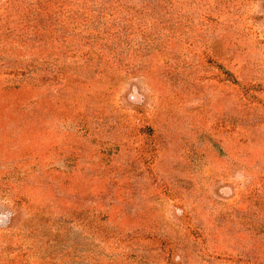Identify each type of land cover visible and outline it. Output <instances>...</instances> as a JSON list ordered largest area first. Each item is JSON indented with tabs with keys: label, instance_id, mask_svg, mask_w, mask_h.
I'll use <instances>...</instances> for the list:
<instances>
[{
	"label": "rangeland",
	"instance_id": "obj_1",
	"mask_svg": "<svg viewBox=\"0 0 264 264\" xmlns=\"http://www.w3.org/2000/svg\"><path fill=\"white\" fill-rule=\"evenodd\" d=\"M0 264H264V0H0Z\"/></svg>",
	"mask_w": 264,
	"mask_h": 264
}]
</instances>
